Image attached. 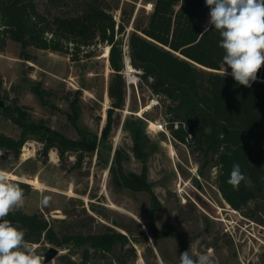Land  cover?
Instances as JSON below:
<instances>
[{
	"label": "rangeland",
	"instance_id": "obj_1",
	"mask_svg": "<svg viewBox=\"0 0 264 264\" xmlns=\"http://www.w3.org/2000/svg\"><path fill=\"white\" fill-rule=\"evenodd\" d=\"M36 1L41 7L47 3ZM134 1L125 2L128 10ZM135 5L127 24L125 46L134 18L151 8V3L143 0H136ZM114 13L118 19L121 17L120 9ZM107 46L99 44L93 48L92 56L84 54L79 59L36 46L28 47L29 58H25L21 44L14 40H8L0 50L1 133L20 136V127L2 113L5 106L17 102L35 120L78 138L79 131L69 117L72 102H76L80 105V125L98 136L97 147L84 151L82 160L74 150L61 156L51 148L46 154L43 142L36 138L25 142L19 156L0 148V169L18 175H9L10 181L21 180L29 186L22 209L40 210L59 236L111 229L127 234L129 242L124 247L118 243L106 257L93 254L92 260L99 263L112 260L119 264L117 256L126 254L128 264H180V254L190 250V255L211 251L214 264H264V195L240 209L227 201L218 186L219 167L213 160L205 162L203 156L192 153L187 143L172 134L168 125L169 100L152 91L140 77L141 70L124 68L125 104L115 109L111 133L101 139L112 106L108 93L112 68L103 56ZM227 71L231 73L230 68ZM37 90L49 93L39 94ZM151 121L157 126L151 127ZM136 126L145 134L148 181L162 204L155 214L156 224L161 230L178 233L185 248L174 235L158 240L152 236L148 227L152 211L149 191H133L115 181L111 164L116 149L126 156V170L143 171L144 163L133 151L131 128ZM32 177H38L40 184L35 186L25 180ZM44 196L52 197L47 206L40 203ZM31 243L44 256L52 246L59 249L44 264H59L64 254L80 261L83 251L75 244L55 245L46 238ZM132 246L135 255H128L126 249Z\"/></svg>",
	"mask_w": 264,
	"mask_h": 264
},
{
	"label": "trees",
	"instance_id": "obj_2",
	"mask_svg": "<svg viewBox=\"0 0 264 264\" xmlns=\"http://www.w3.org/2000/svg\"><path fill=\"white\" fill-rule=\"evenodd\" d=\"M131 1L134 0H47L41 7L36 0H0V50L6 47L8 40H14L21 44L25 58H29L28 47L36 46L69 53L73 59H79L84 54L92 56L93 48L99 44L109 45L112 74L108 93L112 106L108 109L101 139L111 133L115 109L125 104L123 70L128 52L131 64L141 70L140 77L153 92L169 100L167 112L171 118L168 125L172 134L187 143L192 153L203 156L205 162L213 160L219 167L218 186L227 201L240 209L262 197L264 67L250 88L239 85L230 73L225 77L220 74L225 53L219 47V33L208 24L210 9L205 0H143L145 4L150 2L151 8L134 18L126 51L124 37L136 0L131 10L125 2L130 4ZM118 9L121 10L119 19L114 13ZM206 26L210 29L208 32L204 31ZM37 92L49 93L47 90ZM2 113L21 129L19 137L0 132V148L12 150L15 156H19L30 138L42 141L46 154L51 148H56L61 156L74 150L78 160H82L84 151H92L98 145V136L80 125V105L76 102H72L69 117L79 131L78 138L52 128L43 120H35L26 107L17 102L5 106ZM131 131L133 151L144 163L143 171L126 170V156L116 149L111 164L115 181L133 191H149L152 211L148 227L152 236L158 240L174 235L185 248L178 233L161 230L156 224L155 214L162 204L148 181L145 134L138 126ZM234 163L239 164L245 177L238 190L227 183ZM15 183L25 194L29 192L26 182L15 180ZM6 218L25 230V240L29 242L46 238L55 245L83 247L80 261L64 254L59 264H114L112 260L93 261L92 256L106 257L118 243L124 247L129 242L127 234L115 229L59 236L40 210L27 212L21 208ZM126 252L135 255V248H127ZM127 257L126 254L118 255V263L128 264Z\"/></svg>",
	"mask_w": 264,
	"mask_h": 264
},
{
	"label": "clouds",
	"instance_id": "obj_3",
	"mask_svg": "<svg viewBox=\"0 0 264 264\" xmlns=\"http://www.w3.org/2000/svg\"><path fill=\"white\" fill-rule=\"evenodd\" d=\"M210 9L208 24L214 26L224 50L223 77L230 75L244 87H251L257 74L264 67V0H205ZM209 27L204 31L208 32ZM203 34V33H201ZM245 179L238 163H234L227 181L239 188ZM51 196H44L40 203L49 205ZM25 193L18 183L9 180V173L0 169V264H44L45 256L37 246L25 240V230L6 217L24 207ZM174 215V214H173ZM180 264H214L211 251L180 254Z\"/></svg>",
	"mask_w": 264,
	"mask_h": 264
},
{
	"label": "bare ground",
	"instance_id": "obj_4",
	"mask_svg": "<svg viewBox=\"0 0 264 264\" xmlns=\"http://www.w3.org/2000/svg\"><path fill=\"white\" fill-rule=\"evenodd\" d=\"M109 51H110V46L108 45L107 46V48H106V50H105V52H104V54H103V56H105L106 58H107V60L109 61V59H108V56H109ZM128 59L130 60V58L129 57H126V65H125V67H126V69L129 71V70H133V69H135L134 68V66L133 65H131V62H129L128 61ZM127 62H128V65H127ZM127 71V72H128ZM150 107V106H149ZM151 127H156L157 126V124L154 122V121H151ZM26 149V148H25ZM171 153H174V147L172 146L171 147ZM26 154V153H25ZM28 154V153H27ZM55 155L56 154H54V157H55ZM9 173V175L11 176V177H13V178H16L18 175L17 174H15V173H10V172H8ZM25 180H28L29 182H31V183H33L35 186L36 185H39L40 184V180H39V178L38 177H35V178H31V179H29V178H25Z\"/></svg>",
	"mask_w": 264,
	"mask_h": 264
},
{
	"label": "water",
	"instance_id": "obj_5",
	"mask_svg": "<svg viewBox=\"0 0 264 264\" xmlns=\"http://www.w3.org/2000/svg\"><path fill=\"white\" fill-rule=\"evenodd\" d=\"M125 63H126V59H125ZM58 253H59V249L57 247L55 246L50 247L49 250L45 253L44 263L50 262Z\"/></svg>",
	"mask_w": 264,
	"mask_h": 264
},
{
	"label": "built area",
	"instance_id": "obj_6",
	"mask_svg": "<svg viewBox=\"0 0 264 264\" xmlns=\"http://www.w3.org/2000/svg\"><path fill=\"white\" fill-rule=\"evenodd\" d=\"M125 50L127 51V46H125Z\"/></svg>",
	"mask_w": 264,
	"mask_h": 264
}]
</instances>
